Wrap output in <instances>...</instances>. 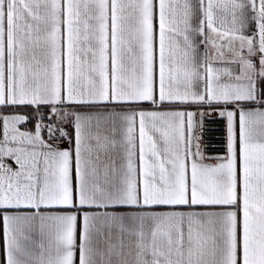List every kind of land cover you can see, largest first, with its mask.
<instances>
[{
    "label": "snow or ice",
    "instance_id": "snow-or-ice-1",
    "mask_svg": "<svg viewBox=\"0 0 264 264\" xmlns=\"http://www.w3.org/2000/svg\"><path fill=\"white\" fill-rule=\"evenodd\" d=\"M0 122V264H264V0H0Z\"/></svg>",
    "mask_w": 264,
    "mask_h": 264
},
{
    "label": "built area",
    "instance_id": "built-area-1",
    "mask_svg": "<svg viewBox=\"0 0 264 264\" xmlns=\"http://www.w3.org/2000/svg\"><path fill=\"white\" fill-rule=\"evenodd\" d=\"M208 131L204 137V144H202V149L207 155L216 154L222 147L223 141V126L218 123H209L206 125Z\"/></svg>",
    "mask_w": 264,
    "mask_h": 264
},
{
    "label": "crops",
    "instance_id": "crops-1",
    "mask_svg": "<svg viewBox=\"0 0 264 264\" xmlns=\"http://www.w3.org/2000/svg\"><path fill=\"white\" fill-rule=\"evenodd\" d=\"M28 127L31 128V125H28ZM0 139H2V122H0ZM63 147L68 148V147H72V145H68L67 143H65ZM77 264H78V253H77Z\"/></svg>",
    "mask_w": 264,
    "mask_h": 264
}]
</instances>
